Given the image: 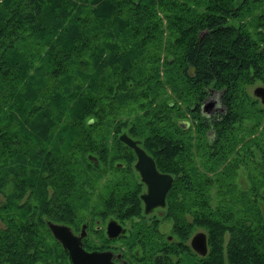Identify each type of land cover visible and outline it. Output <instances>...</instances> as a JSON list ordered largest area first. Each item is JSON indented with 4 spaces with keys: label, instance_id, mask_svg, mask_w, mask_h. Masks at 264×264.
<instances>
[{
    "label": "trees",
    "instance_id": "16d2710c",
    "mask_svg": "<svg viewBox=\"0 0 264 264\" xmlns=\"http://www.w3.org/2000/svg\"><path fill=\"white\" fill-rule=\"evenodd\" d=\"M254 81L264 0H0V264H68L46 220L126 264H264ZM120 132L171 175L158 217Z\"/></svg>",
    "mask_w": 264,
    "mask_h": 264
},
{
    "label": "water",
    "instance_id": "95a60500",
    "mask_svg": "<svg viewBox=\"0 0 264 264\" xmlns=\"http://www.w3.org/2000/svg\"><path fill=\"white\" fill-rule=\"evenodd\" d=\"M191 69L192 67H189V70ZM253 94L258 96L260 101H264V86L256 85L253 88ZM210 107L211 101L206 99L201 105V110L203 113H207ZM184 123V121H180L181 125ZM118 139L130 147L134 153L133 167L145 186L144 190L139 193L143 211L147 212L152 207L162 206L166 190L172 180L171 175L157 170L152 157L125 132H120ZM93 160L95 159L93 158ZM45 224L64 250L68 264H126L123 259L113 260L119 257V253L110 249H85L81 245V238L85 235L84 224L80 225L76 233L64 223L46 220ZM123 230L121 224L112 218L107 219L104 224V233L109 238L117 236ZM188 244L196 253L203 254L206 251L204 232L201 230L194 231L188 239Z\"/></svg>",
    "mask_w": 264,
    "mask_h": 264
},
{
    "label": "rangeland",
    "instance_id": "374dc122",
    "mask_svg": "<svg viewBox=\"0 0 264 264\" xmlns=\"http://www.w3.org/2000/svg\"><path fill=\"white\" fill-rule=\"evenodd\" d=\"M256 85H261V83L260 82H258V81H254L253 83H251V84H249V85H247L246 86V90L252 95V96H255L256 98H257V103H259L260 105H263L264 103H263V101H260L259 100V97L258 96H256L255 94H253V88L256 86ZM214 94L215 93H213V96H210V97H208V100L209 101H211V107L208 109V112H210L211 110H212V108L215 106V100H216V97H214ZM207 112V113H208ZM2 198H3V196H2V194L0 193V201L2 200ZM152 213H157L155 210L153 211L152 210ZM149 215H151V213H149ZM153 216H157L156 214L155 215H153ZM158 217V216H157ZM149 219V217H145L144 218V220H148ZM0 226H1V222H0ZM168 226H169V221L168 220H165V219H159L158 220V223H157V227H158V230L159 231H161V232H166L167 231V229H168ZM196 230H201V231H203L202 229H200V228H197V229H195V231Z\"/></svg>",
    "mask_w": 264,
    "mask_h": 264
},
{
    "label": "flooded vegetation",
    "instance_id": "af4514ba",
    "mask_svg": "<svg viewBox=\"0 0 264 264\" xmlns=\"http://www.w3.org/2000/svg\"><path fill=\"white\" fill-rule=\"evenodd\" d=\"M213 109V108H212ZM144 185V184H143ZM144 188H145V186H144ZM144 188H143V190H144ZM153 211L155 210L156 212H159L158 211V209H157V207L155 206V207H153V208H151ZM105 224V223H104ZM80 227V226H79ZM79 229V228H78ZM78 229L77 230H72L74 233H76L77 231H78ZM104 249H110L111 251H113L112 250V248L111 247H107V248H104ZM113 252H115V251H113ZM115 253H119V252H115ZM122 258L120 257V254H119V257L118 258H116V259H113V260H115V261H118V260H121Z\"/></svg>",
    "mask_w": 264,
    "mask_h": 264
}]
</instances>
